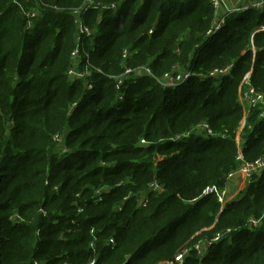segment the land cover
Segmentation results:
<instances>
[{"label": "trees", "instance_id": "trees-1", "mask_svg": "<svg viewBox=\"0 0 264 264\" xmlns=\"http://www.w3.org/2000/svg\"><path fill=\"white\" fill-rule=\"evenodd\" d=\"M89 1L0 0V264H175L185 249L183 264H264V218L249 223L264 213V171L223 209L203 194L229 182L239 144L249 161L264 155V118L241 101L247 82L264 93V8L208 35L210 0H91L115 8L86 12L82 42L105 72L91 68L87 91L68 70ZM174 65L193 75L162 86ZM136 66L153 76L117 88Z\"/></svg>", "mask_w": 264, "mask_h": 264}, {"label": "built area", "instance_id": "built-area-1", "mask_svg": "<svg viewBox=\"0 0 264 264\" xmlns=\"http://www.w3.org/2000/svg\"><path fill=\"white\" fill-rule=\"evenodd\" d=\"M210 2L212 3V5L215 9L216 20H215L213 26L211 27V29L208 31V35H213L217 31H219L225 25L227 17L232 13H235L237 11H246L249 9L264 8V0H210ZM90 8L103 10L106 8H115V5H112V6L104 5L103 6L99 3H94V1L90 0L89 2H87L85 4L83 11L80 9H76L74 11V14L77 16L76 23H77V26L79 29V34H78L79 38L77 39L76 45H75V47L71 53L72 54L71 55V61L73 62V64L68 70V76L71 80L81 79L84 82L85 89L87 91L94 89V84H93V81L91 79V75L93 73L91 68H96V69H94L95 71L102 73L100 68L94 67L91 64L90 53L87 51V49L85 48V44L82 42V40H87V38H91L93 36V30L90 29V27L85 22L86 12H88ZM263 31H264V25L259 26L258 29L256 30L257 33L263 32ZM250 48L253 51L255 50V45H254L253 41L250 45ZM77 50H80L79 56L75 55V51H77ZM81 51L86 55V58L84 61V63H86V67L82 71L79 70L80 64H81V62H83L82 59L79 60V57L81 56ZM126 54L127 53H125L124 57L126 56ZM75 57H78L77 61L74 60ZM75 65L77 66L76 67L77 69H73L75 67ZM232 67H233V64L229 65L226 69H221V70L214 69V70L210 71L208 75L213 77V78L219 79V78H222L223 76H227L231 72ZM131 70L132 69H127L125 71L124 75L119 78L118 84L116 85L117 88H120L122 82L126 78L131 76L130 75V73L132 72ZM139 72L140 73L148 72L147 75L153 76L151 69H149L148 67L143 66V69H140ZM72 73L74 74V76H76L74 79L71 78ZM167 74L169 75L170 73H167ZM192 75H193L192 69H189V70H187L181 74H178V75L176 74L177 77L175 80H173L170 83V86L180 85V84L184 83L185 81H187L189 78H191ZM165 76H166V74H165ZM118 99L122 100L123 95H119ZM241 101H242L244 109L247 112H250L253 109H258L259 110V116L261 118H264V93L257 91L248 82H247V85H246L244 92L242 94ZM199 127H200V129H199ZM197 129H199V132L206 134V136H208V137H213L216 135V133L213 131L212 127L208 123H204V124L198 126ZM238 147H239V150H238V153L236 155V160L238 161V166L235 170H233L231 173H229V175H228L229 182L226 184V186L224 188H218L216 185L208 186L204 190V193H203L204 195L216 194L219 202L222 205L221 209L224 208V206L227 203L228 198H229V184H230V182H232V180L235 178V176L237 174H240L244 177V183L243 184L246 185L247 181L254 174L261 173L264 171V155H261L252 161H249L243 155L241 144H239ZM150 185L154 189H159V185L157 182H153ZM97 193L99 194V196L101 195L100 191ZM141 202L144 204L143 200ZM263 218H264V213L261 216V218H259V219L252 218L249 221V223H251L252 226H258L261 223ZM231 231H232V229L228 228L224 231L217 233L212 239L200 240L195 244L194 249L197 251V254L199 256H204L206 254V252L208 251L209 247L213 243L219 242L224 235H226L227 233H230ZM188 252H189V250L185 249L182 252L178 253L175 256V264H183L184 257ZM94 263H95V260H92L90 264H94ZM63 264H68V263H63Z\"/></svg>", "mask_w": 264, "mask_h": 264}, {"label": "rangeland", "instance_id": "rangeland-1", "mask_svg": "<svg viewBox=\"0 0 264 264\" xmlns=\"http://www.w3.org/2000/svg\"><path fill=\"white\" fill-rule=\"evenodd\" d=\"M215 20H216V15H215V9H214V18H213V23L212 24H214V22H215ZM213 26V25H212ZM77 28V27H76ZM208 34V33H207ZM77 37H78V33H77ZM77 37H76V39H77ZM92 42V41H91ZM251 45V44H250ZM250 45L248 46V48H250ZM72 55V54H71ZM75 55L76 56H79L80 55V50H77V51H75ZM84 53L81 51V56L79 57V60H83V57H84ZM129 56V50L127 49V54H126V56H125V58H127ZM85 58H86V55H85ZM74 60L75 61H77L78 60V57H75L74 58ZM71 64H73V62L71 61ZM229 65H231V64H228V65H226V66H223V67H216V68H214V69H217V70H221V69H226ZM77 66L75 65V67L73 68V69H77L76 68ZM86 67V63H83V66H82V62H81V64H80V71H82V70H84V68ZM189 67V66H188ZM187 67V68H188ZM149 68V67H148ZM187 68H185V69H182V68H180L179 67V65H174L173 66V68H172V71H170L169 73V75L168 74H166V76H164L163 78L162 77H156L155 75V78H156V80L162 85V86H165V87H170V83L173 81V80H175L176 79V74L178 75V74H181V73H183L184 71H186V69ZM126 69H132L131 71V73H130V75L131 76H133V77H136V76H139V75H147L148 74V72H146V73H140L139 72V70L140 69H143V66H139V67H132V68H130V67H128V68H126ZM150 69V68H149ZM213 69V70H214ZM101 71H102V73L103 74H105V72L101 69ZM173 75V76H172ZM202 76H204V74H202ZM76 76H74V74L72 73V79H74ZM70 79V78H69ZM71 80V79H70ZM84 88H85V85H84ZM204 123H208V122H206V121H204V122H202L201 124H199L198 126H200V125H202V124H204ZM209 124V123H208ZM197 126V127H198ZM243 128H244V126H243ZM242 128V129H243ZM199 129H200V127H199ZM238 138H240V132H238V134H237V137H236V139H238ZM63 139V138H62ZM144 142H146V141H144ZM245 187V185L243 184V182L242 183H240V184H238V185H235L234 186V189H233V193L235 194V197H234V199L235 198H237V197H239V194H240V192L239 191H241L243 188ZM231 192V184H229V193ZM97 195H99L98 193H97ZM231 194H229V198H228V201H232L233 199H231ZM143 201H144V206L147 204V200L146 199H143ZM146 201V202H145ZM227 201V202H228Z\"/></svg>", "mask_w": 264, "mask_h": 264}, {"label": "crops", "instance_id": "crops-1", "mask_svg": "<svg viewBox=\"0 0 264 264\" xmlns=\"http://www.w3.org/2000/svg\"><path fill=\"white\" fill-rule=\"evenodd\" d=\"M242 182L244 183V177L242 175H240V174H237L235 176V178L232 180V182H230V184H231V192L229 194H231V196H230L231 199H234V197H235V194L233 193L234 192L233 191L234 186L238 185V184H240Z\"/></svg>", "mask_w": 264, "mask_h": 264}]
</instances>
